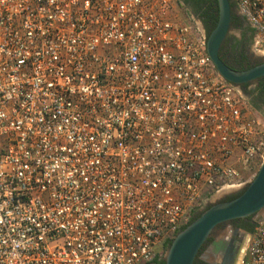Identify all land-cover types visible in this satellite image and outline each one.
<instances>
[{"label": "built area", "instance_id": "2783aa9c", "mask_svg": "<svg viewBox=\"0 0 264 264\" xmlns=\"http://www.w3.org/2000/svg\"><path fill=\"white\" fill-rule=\"evenodd\" d=\"M230 2L264 57V0ZM206 40L178 0H0V264H151L254 178L264 117Z\"/></svg>", "mask_w": 264, "mask_h": 264}, {"label": "water", "instance_id": "95a60500", "mask_svg": "<svg viewBox=\"0 0 264 264\" xmlns=\"http://www.w3.org/2000/svg\"><path fill=\"white\" fill-rule=\"evenodd\" d=\"M218 19L206 40V53L220 77L233 86L264 77V58L245 70L229 67L219 55V50L229 32L233 8L230 0H217ZM251 218L256 224L264 223V158L250 182L233 199L214 203L171 241L165 255V264H193L203 243L218 227L225 225L222 236L214 240L204 258H221L212 264H223L225 259L239 264L243 257L247 232L231 225L235 220Z\"/></svg>", "mask_w": 264, "mask_h": 264}, {"label": "flooded vegetation", "instance_id": "af4514ba", "mask_svg": "<svg viewBox=\"0 0 264 264\" xmlns=\"http://www.w3.org/2000/svg\"><path fill=\"white\" fill-rule=\"evenodd\" d=\"M232 8V15L237 18V21L231 22L229 32L220 47L219 55L233 69L245 70L247 69V67H251L254 64L260 62L261 59L264 57L259 55L254 49L253 32L246 25L241 16L238 15L233 5ZM189 13L190 15L188 17L196 21L198 26L205 32V28L201 20L197 16H195L194 13H192L191 8H189ZM236 88L238 89L240 94L246 99L252 110L258 115L264 117V77H260L253 81L239 84L238 86H236ZM242 189L243 188L227 190L210 197L207 202L203 203L202 206L192 212L188 223L185 226L181 227L178 232L182 231L198 216H200L207 208L213 205V202L221 203L229 201L233 199L236 195H238ZM231 225L235 226V224L232 222ZM220 227L216 228L203 243L193 261V264H212L213 261H222L221 258H216L215 260H212V258H204L209 253L211 243L224 234L225 225H222ZM171 241L167 242L166 246L164 245V251L162 255L160 257L156 256L158 260L162 261V264H165V255L170 246ZM223 264H234V262L232 263V260L225 259Z\"/></svg>", "mask_w": 264, "mask_h": 264}, {"label": "trees", "instance_id": "16d2710c", "mask_svg": "<svg viewBox=\"0 0 264 264\" xmlns=\"http://www.w3.org/2000/svg\"><path fill=\"white\" fill-rule=\"evenodd\" d=\"M178 1L184 4V12L187 17L190 15L189 8H191L192 13H194V15L201 20L205 28L206 36L208 37L212 29L215 27L218 19L217 0H178ZM232 21H237V18L234 15H232L231 17V22ZM220 58L226 63V61L221 56ZM248 68L250 67H247V69ZM232 223H234L237 228L246 231L248 233H251L255 228V226L257 225L255 222L251 220V218H248L246 220L243 219L235 220ZM151 264H162V261L158 260V258L155 257Z\"/></svg>", "mask_w": 264, "mask_h": 264}, {"label": "rangeland", "instance_id": "374dc122", "mask_svg": "<svg viewBox=\"0 0 264 264\" xmlns=\"http://www.w3.org/2000/svg\"><path fill=\"white\" fill-rule=\"evenodd\" d=\"M256 173H257V172H256ZM215 195H216V194H215ZM205 202H207V200H206V201H204L203 203H205ZM203 203H202V204H203ZM213 203H215V202H213ZM202 204H201V206H202ZM247 234H249V233L247 232Z\"/></svg>", "mask_w": 264, "mask_h": 264}]
</instances>
